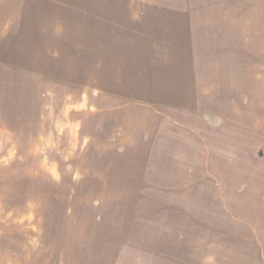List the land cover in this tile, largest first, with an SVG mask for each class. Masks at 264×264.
Wrapping results in <instances>:
<instances>
[{
    "label": "crops",
    "instance_id": "crops-1",
    "mask_svg": "<svg viewBox=\"0 0 264 264\" xmlns=\"http://www.w3.org/2000/svg\"><path fill=\"white\" fill-rule=\"evenodd\" d=\"M96 4L90 23L104 25V39L95 41L104 43V172L118 175L106 182L118 179L123 186L117 187L137 190L151 180L181 186L190 173L203 179L211 156L214 226L234 220L236 212L238 220H250L246 207L259 198L262 224L251 235L263 238L264 251V0ZM74 7L55 1L50 22L83 21L79 13L73 22ZM103 8L104 24H96ZM45 15V0H0V140L28 118V63L11 45H28L27 24L43 30ZM206 100L211 126L200 113ZM223 205L229 212H221ZM116 249L120 257L124 244ZM85 253L77 250L73 263L124 264L104 251V240ZM154 258L129 264H174Z\"/></svg>",
    "mask_w": 264,
    "mask_h": 264
},
{
    "label": "rangeland",
    "instance_id": "rangeland-1",
    "mask_svg": "<svg viewBox=\"0 0 264 264\" xmlns=\"http://www.w3.org/2000/svg\"><path fill=\"white\" fill-rule=\"evenodd\" d=\"M55 1L45 0L43 30L27 24L29 44L11 45L28 63L29 109L18 121L28 120L27 127L0 140V264H69L77 250L84 254L103 240L110 258L124 264L148 256L174 264H264L263 238L251 235L262 224L259 198L246 207L250 220H238L236 212L214 226L211 156L203 179L190 173L182 188L180 182L151 180L139 190L106 182L118 175L104 172V43L95 42L104 39V25L90 23L92 0H69L73 22L79 13L83 21L50 22ZM96 21L104 24V8ZM209 105L206 100L200 110L207 126Z\"/></svg>",
    "mask_w": 264,
    "mask_h": 264
}]
</instances>
